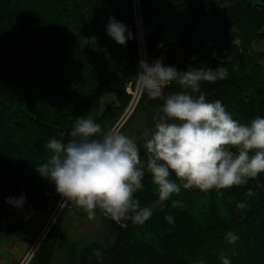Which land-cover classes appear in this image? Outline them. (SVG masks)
Here are the masks:
<instances>
[{"label": "trees", "instance_id": "1", "mask_svg": "<svg viewBox=\"0 0 264 264\" xmlns=\"http://www.w3.org/2000/svg\"><path fill=\"white\" fill-rule=\"evenodd\" d=\"M134 4L0 0V232L22 230L38 211L50 219L58 207L62 197L55 184L37 170L50 156V139L67 143L81 116L112 129L128 106L129 85L137 84L140 72ZM139 6L150 61L162 60L178 71L225 67V79L201 83L206 99L219 100L241 123L264 118V48H255L264 43V0H140ZM110 18L126 26L124 45L108 35ZM180 90L173 82L164 92ZM108 94L115 100L104 108ZM162 103L142 94L131 122L146 115L148 123L138 135L154 126ZM144 139L136 141L142 159ZM170 178L180 192L154 208L143 225L117 223L97 210L106 229L74 243L70 264H222V255L231 264H264V173L245 185L207 192L184 189L174 174ZM142 183L134 196L142 207L150 206L158 199L150 173ZM22 195L24 203L17 206ZM77 212L87 216L83 209ZM229 232L238 237L235 242H229ZM64 238L53 224L30 264H54Z\"/></svg>", "mask_w": 264, "mask_h": 264}, {"label": "clouds", "instance_id": "2", "mask_svg": "<svg viewBox=\"0 0 264 264\" xmlns=\"http://www.w3.org/2000/svg\"><path fill=\"white\" fill-rule=\"evenodd\" d=\"M108 35L118 44L126 43V26L115 18L107 25ZM130 36V34H129ZM195 59V57H193ZM137 87L150 99L162 100L154 116V127L143 132L145 156L133 137L119 129L105 131L91 116L78 117L67 143L52 138L47 143L50 156L37 166L44 178L55 184L63 198L83 209L90 221L97 210L117 223L130 220L143 225L165 201L184 189L224 190L245 185L264 173V118L250 123L234 119L219 100L209 102L201 92L202 82H216L227 77L225 67L178 71L162 60L149 65L140 61ZM175 82L180 91L165 94ZM145 172L151 174L158 199L142 207L134 194L143 189ZM249 190L246 196H251ZM12 202V198L9 199ZM24 203L23 195L16 205ZM178 202L173 201V206ZM245 208V202L237 205ZM169 224L174 217L165 216ZM229 242L238 237L227 233ZM93 255L102 257L100 250ZM222 264H231L221 256Z\"/></svg>", "mask_w": 264, "mask_h": 264}, {"label": "rangeland", "instance_id": "3", "mask_svg": "<svg viewBox=\"0 0 264 264\" xmlns=\"http://www.w3.org/2000/svg\"><path fill=\"white\" fill-rule=\"evenodd\" d=\"M251 1H253L254 3L262 2V0ZM136 2H139L140 4V0H134L137 32L140 41L143 38L142 35L144 34L143 20L140 6L137 5L136 7ZM255 48L258 51L263 50L264 43L256 42ZM142 58L148 64H150L151 62V65L155 62V60L150 61L148 56L146 58L144 52L142 53ZM140 70L142 69L140 68ZM114 100V94H108L107 96H105L103 100L104 108L109 104L113 103ZM134 115L127 121L125 125V128L127 129H122L121 131L124 134L133 137L136 141H138L143 136V134L138 135L136 132L141 128H147L148 117L146 115H142L141 117L137 118L135 122L132 123L131 120L134 118ZM116 122L114 123L112 129L114 128ZM153 127L149 129H152ZM60 202H63V198ZM56 215L57 216L53 220H51L50 225H48L47 223H49L48 221L51 219V217L49 219L47 218L48 213L44 211H38L35 212L30 224L22 230L13 233L0 232V264L11 263L15 259L23 257L25 251L28 248H30V250L33 249L38 238L39 242H41L43 237H45L46 234L50 231L53 224H56L58 229H60L61 233L65 234L62 246L56 252L54 264H70L76 252V248H74V243L85 240H91L96 236H100L102 231L106 229V222L104 221V219L96 218V220L90 221L88 220L87 216H84V218L82 215L78 214L77 207L71 204V202H69L67 206L64 207L62 212L60 211V213H57ZM40 237L42 238L40 239ZM37 263L38 261L36 260L33 264Z\"/></svg>", "mask_w": 264, "mask_h": 264}, {"label": "built area", "instance_id": "4", "mask_svg": "<svg viewBox=\"0 0 264 264\" xmlns=\"http://www.w3.org/2000/svg\"><path fill=\"white\" fill-rule=\"evenodd\" d=\"M137 5L139 6V2H136V7H137ZM142 36H143V38L139 41V43H140L139 49H140V57H141L140 61L143 60V58H142L143 52L145 53L146 58L148 56L146 43H145V39H144V34ZM140 71H142V70H140ZM128 89H129V93L132 95V98H131L128 106L126 107V109L121 114L120 118L117 120V122L114 126L115 129L121 130L126 125L127 121L135 114V112L138 108L139 102L141 100V96L143 94V92L137 87V84L135 86L129 85ZM60 204H61V202H60ZM60 204L54 210L53 215L51 216V219L49 220L48 225H50L51 220H53L57 216L56 214L60 213V211L62 212V210L64 209V208L61 209ZM41 238L42 237H40V239ZM40 243L41 242H39V238H38L33 249L28 254H26V256L20 261L19 264H30L38 246L40 245Z\"/></svg>", "mask_w": 264, "mask_h": 264}, {"label": "crops", "instance_id": "5", "mask_svg": "<svg viewBox=\"0 0 264 264\" xmlns=\"http://www.w3.org/2000/svg\"><path fill=\"white\" fill-rule=\"evenodd\" d=\"M29 249H30V248H28V249L25 251L23 257H25V255L27 254V252L29 251ZM23 257H21V258H17V259H15L13 262H11V263H7V264H18V262H20L21 259H22Z\"/></svg>", "mask_w": 264, "mask_h": 264}, {"label": "bare ground", "instance_id": "6", "mask_svg": "<svg viewBox=\"0 0 264 264\" xmlns=\"http://www.w3.org/2000/svg\"><path fill=\"white\" fill-rule=\"evenodd\" d=\"M141 23V22H140Z\"/></svg>", "mask_w": 264, "mask_h": 264}]
</instances>
